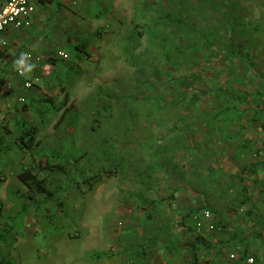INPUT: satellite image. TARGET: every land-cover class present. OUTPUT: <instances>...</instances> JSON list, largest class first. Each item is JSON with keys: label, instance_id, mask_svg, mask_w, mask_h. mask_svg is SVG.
<instances>
[{"label": "rangeland", "instance_id": "1", "mask_svg": "<svg viewBox=\"0 0 264 264\" xmlns=\"http://www.w3.org/2000/svg\"><path fill=\"white\" fill-rule=\"evenodd\" d=\"M55 6L47 19L55 26L57 40L53 38L54 46L36 65L41 80L34 88L36 99L32 94L16 95L14 111L0 108L1 157L12 158L14 164L21 158L24 165L32 160L45 164L51 161V152L68 156L85 152L76 168L100 180L88 184L72 174L36 170L38 178L47 179L48 189L63 188L57 195L61 205L43 194H35L31 203L23 200L26 187L15 180L18 167L5 165L0 172V214L11 218L13 230H0V264H64L57 260L67 261L60 252L62 244L48 237L59 231H89L81 224H95V217L87 215H96L101 197L134 199L136 223L142 229L145 222V232L152 226L145 248L153 254L166 249L169 238L174 245L169 251L178 248L192 264L189 250L195 236L200 238L198 255H206L212 241L239 240L218 222L214 232L194 229L188 211L201 206L190 176L200 142L205 146L208 136L226 133L232 126L229 94L237 89L241 72L250 74L254 86L257 70L264 69L254 53L255 39L264 32V0H84L75 8L69 0H60ZM179 18L182 23L176 21ZM59 52L67 59L58 58ZM195 74L199 77L193 79ZM186 78L192 91H210L188 114L174 103L185 90ZM65 99L64 109L57 111ZM63 110L65 118L55 126ZM31 126L38 131L34 155L19 148V136ZM58 162L52 159L53 164ZM24 201L27 206L22 210ZM47 214L53 221L44 233L27 227L31 215ZM79 244L74 246L78 260L73 264H101L102 259L97 263V258L80 257ZM230 253L237 260L245 256L233 247Z\"/></svg>", "mask_w": 264, "mask_h": 264}, {"label": "crops", "instance_id": "2", "mask_svg": "<svg viewBox=\"0 0 264 264\" xmlns=\"http://www.w3.org/2000/svg\"><path fill=\"white\" fill-rule=\"evenodd\" d=\"M58 2L60 0L40 2L33 15L32 27L27 30H12L8 35L9 47L4 52H0V108L7 113L14 111L15 103L12 102L15 101L16 95L24 97V94L25 96L32 94L33 99H36L34 92L36 87L25 90L22 83L24 79L30 77L39 79L36 65L42 63L48 50L54 46L53 38L57 40L55 26L47 17L54 14L56 11L54 5ZM261 29L264 30V27ZM262 33L260 38L255 39L254 53L264 62V32ZM32 58L35 62L30 61ZM19 69L24 72L22 77L17 74ZM241 73L243 78L238 81L237 89L231 91L232 95L229 94L234 113V118L229 120L232 126L226 133L218 135L215 133V136H208V140L203 138L207 145L203 146L200 142L199 147L196 146L198 157L192 161L193 173L190 176L192 182L190 184L193 191L197 190V195L193 193L198 197L197 204L209 205L212 208L211 215L215 226L217 227L216 222L224 225L229 233H233L244 242V245L238 244L239 246L233 244L239 240L227 244L210 242L207 254L199 255H203L206 261L211 257V264H238V262L247 264L248 258H252L253 263L264 264V69L257 70L254 86L249 81L250 74L245 70ZM233 81L230 80L229 83ZM37 85H41L40 79ZM236 109L240 111L237 113ZM4 136L7 137L6 134ZM68 136L71 138V135ZM72 137L77 138L76 135ZM8 151L9 155L10 150ZM3 152V147H0V172L4 170L5 165L16 166L18 167L15 171L16 180L17 174L24 167V160L21 158L16 164L11 163L12 158L2 159ZM181 198L178 197L179 203H182ZM101 199L96 215H87L91 219L95 217V224L91 222L81 224L89 231L77 230L72 233L59 231L48 237L52 243L62 244L60 252L67 261L57 259L58 261L64 264L75 263L78 256L74 246L76 242H80V257L97 258V263L102 259L101 264H191V260L187 263L186 259L178 254L179 251L181 252L178 248L176 251H169L168 248L174 246L169 238L167 246H164L166 249L158 248L153 254L150 252L151 249L145 248V237L148 236L147 240L152 239V226L149 227L150 233L145 232L147 225L142 219L141 223L144 222V227L140 229V222L136 223L138 217L135 212V202L132 203L134 199L128 200L123 197L105 200L101 197ZM141 209L139 208L138 211ZM31 216L26 221L27 227L33 226L40 233L51 227L53 215ZM10 221L11 218L0 214V230L3 228L13 230V225L8 223ZM137 228L143 232L137 233ZM162 229L167 232L169 230L164 225ZM222 233V236L227 235L225 232ZM227 237L219 241H227ZM147 243L150 244L148 241ZM232 247L245 253L244 258L229 261L227 256L231 254ZM60 252H57L58 257ZM199 255L196 252V257ZM195 260L192 264H195Z\"/></svg>", "mask_w": 264, "mask_h": 264}, {"label": "trees", "instance_id": "3", "mask_svg": "<svg viewBox=\"0 0 264 264\" xmlns=\"http://www.w3.org/2000/svg\"><path fill=\"white\" fill-rule=\"evenodd\" d=\"M168 20L174 21L171 16L167 15L166 16ZM177 22L182 23L181 18L178 20L176 19ZM76 46V44L74 45ZM80 47V46H79ZM78 50L79 48H75ZM192 77V75H191ZM196 74L192 77L193 79L198 78ZM189 78H186L183 81V89H185L180 96L177 97V101H175V105L177 106H182L184 113L188 114L192 107L195 105L199 104L202 100L206 99V97L210 95L209 89L205 88H198L195 91L191 90V81L188 80ZM191 87V88H190ZM133 99V98H132ZM42 100H36V102L40 103ZM65 102L66 99L62 101V103L56 107L58 109L57 111L64 109L65 107ZM56 111V113H57ZM66 110H63V113L57 120L55 126L60 125L65 116L64 113ZM23 123V126L25 127V123ZM37 134L38 131L35 127L31 126L28 130L24 132V134L20 135L19 137L21 138L20 143H19V148L22 149L24 152L29 153L30 155H34V148L37 145ZM85 152L79 154L78 156H68L65 154H61L57 151L51 152L50 156L52 159H55L56 161H59L57 164L52 163L51 161L47 160L45 164H42L41 161H38L36 164H34V160L32 162L28 163L27 165H24V167L20 170V172L17 174V179L26 187L27 193L24 197L23 200L25 201H30L32 203L33 200H35V194H43L46 200H51L54 201L56 206H60V202L57 199V195L60 193L63 188L60 187H53L51 189L47 188V179L46 178H38V174L35 173L36 170L38 171H47L51 175V173H58L64 176H69V174L74 175L75 178L79 177L81 178V181L86 182V183H92V182H98L100 180L99 176L94 175V176H87L86 172L80 169L76 168L77 162L82 159L85 156ZM41 158H44L43 154H40ZM106 173H111L110 171H107ZM2 180V178H0ZM4 179V178H3ZM3 181V180H2ZM78 181L76 180V185ZM22 205V210L26 208L27 203ZM142 201V200H141ZM1 209V207H0ZM201 209H206L210 213H212V208L209 205H204L199 208H196V212L194 210H191L190 214H188L189 218L191 217L190 215L192 213H197V211H200ZM195 229V228H194ZM200 244V238L199 236H195L194 240L192 242V247L190 248V253L194 259H197L196 257V248ZM196 261V260H195Z\"/></svg>", "mask_w": 264, "mask_h": 264}, {"label": "built area", "instance_id": "4", "mask_svg": "<svg viewBox=\"0 0 264 264\" xmlns=\"http://www.w3.org/2000/svg\"><path fill=\"white\" fill-rule=\"evenodd\" d=\"M51 0H3L0 2V52L7 50L9 47L8 35L12 30L20 31L27 30L32 27L33 15L36 12V8L40 2L47 3ZM71 7H78L83 0H69ZM58 58L67 59V56L62 52L58 53ZM19 76H23L24 72L22 69L17 71ZM39 83L38 78L30 77L24 79L22 86L25 90H30L37 86ZM20 102H24L21 98ZM190 219L194 224L195 230L199 233L201 231L214 232L219 230L212 220V215L207 210H201L197 213L190 215ZM229 261H235V254H229L227 256ZM247 264H252L253 259H246ZM195 264H207L206 259L203 255H199L196 259Z\"/></svg>", "mask_w": 264, "mask_h": 264}]
</instances>
